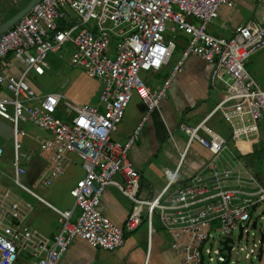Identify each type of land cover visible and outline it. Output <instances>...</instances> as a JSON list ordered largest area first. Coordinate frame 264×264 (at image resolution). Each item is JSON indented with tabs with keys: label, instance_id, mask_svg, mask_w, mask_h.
I'll return each mask as SVG.
<instances>
[{
	"label": "built area",
	"instance_id": "built-area-1",
	"mask_svg": "<svg viewBox=\"0 0 264 264\" xmlns=\"http://www.w3.org/2000/svg\"><path fill=\"white\" fill-rule=\"evenodd\" d=\"M254 1L264 6V0ZM225 4L229 0H39L0 35V117L12 127L11 181L16 189L49 207L59 224L52 237L25 226L33 204L10 190L1 193L0 264H14L21 255L31 264H59L76 238L114 251L122 247L124 235L143 222L151 234L155 215L181 264H239L230 260L233 234L242 241L251 229H257L258 222L251 215L264 206V186L226 143H240L250 155L264 131V88L246 70L249 59L264 48V13L236 27L230 37L207 33L208 24L218 18ZM166 31H179L190 41L170 77L159 90L151 91L139 73H157L170 60L175 44L165 36ZM111 40L116 42L113 50ZM68 44L73 47L71 67L100 85L96 106L76 102L60 92L41 95L28 83L31 73L43 76L49 69V53ZM9 56L21 63L18 76L4 71ZM189 56L211 65L209 85H220L224 97L195 126L179 125L186 141L175 169L163 170L166 182L155 197L141 199V176L128 153ZM4 91L12 98L3 96ZM132 93L143 102L146 114L131 136L120 143L112 134ZM216 114L226 124L229 139L207 125ZM27 122L51 135L38 141L41 166L33 186L52 187L71 163L70 155L80 160L85 174L69 190L72 209L53 207L21 182L27 174L24 165L32 160L19 142L26 136L20 124ZM193 145L210 157L185 183L178 184L181 166ZM2 154L0 147V157ZM108 186L132 203L122 228L99 210ZM75 210L78 216L73 219ZM258 215L263 220L264 209ZM213 239H217L214 247L210 245ZM238 255L248 264H264V234L259 232L250 248L239 247Z\"/></svg>",
	"mask_w": 264,
	"mask_h": 264
},
{
	"label": "crops",
	"instance_id": "crops-1",
	"mask_svg": "<svg viewBox=\"0 0 264 264\" xmlns=\"http://www.w3.org/2000/svg\"><path fill=\"white\" fill-rule=\"evenodd\" d=\"M29 1L30 0H0V24L20 12ZM262 13H264V6L258 5L254 0H229V4L223 5L219 11L218 18H220L223 23L219 30H227V32L229 30V35L227 36L230 37L236 27L244 25L251 18L258 17ZM229 23H231L232 26ZM214 36L223 37L221 35ZM254 56H256L254 63H257L260 67L263 66L264 48L256 52L252 57ZM211 69V65L195 56H189L183 61L181 68L171 79L166 89V97L160 101L157 109L149 115L148 120L144 123L139 134V141L130 149L128 159L140 173L141 180L144 181L139 192V197L141 199H152L155 197L164 187L166 182L163 170L175 169L179 160V154L184 147L183 138L181 139V137H177V134L180 132L178 130L179 125L183 123L187 126H195L202 121L224 97V92L220 85L218 86L219 88H212L209 85ZM4 71L7 75L18 76L21 72V63L13 56H9L4 63ZM75 71H77L76 74L73 72L74 76L67 81L63 93L68 98L73 99L74 101H79L76 97H80V93L76 87L83 86L84 84L87 85L89 89L91 88L94 94H98L100 90L99 83L86 78L81 71ZM170 74L165 78L163 83L170 77ZM27 80L30 86L34 89L32 80L29 77ZM259 86L264 88V86L260 84ZM149 88L151 91L159 90V86L156 88L149 86ZM94 94L92 97H94ZM133 96L134 100L137 102L136 110L126 114V119L123 122L121 121L116 131L112 134L113 138L120 143H124L131 136L135 128L141 122L143 116L146 114V108L143 102L137 95L134 94ZM86 100H90V96L86 95L85 98H82L81 103L89 102ZM223 124L225 123L219 114H216L207 122V125L217 134L229 139V130L226 124ZM262 134H264V131L260 132V135ZM260 135L259 138L261 141ZM11 137V124L9 121L0 117V147L3 149V154L6 151L8 142H11ZM36 142L38 143V141ZM3 154L0 157V194L10 190L33 204V211L26 219L25 223L30 220V217L35 212H38V215L46 218L50 214H53L55 224H57V216L49 207L31 199L13 186L11 181L12 151L11 153L9 152L8 156L4 157V159ZM209 157L210 154L206 150L198 145H193L188 151L181 166L178 184L185 183L189 177L207 162ZM155 160H158L156 164L153 163ZM40 166L41 162L37 151L34 155L32 154V160L27 164L26 168V176L29 175L31 177V183L34 182ZM81 171L79 179L85 174L82 167ZM154 174L159 176V181H157ZM255 175L264 186V166L262 164ZM76 181L73 184H75ZM56 190L58 189L56 188ZM68 194L69 192L66 193V195ZM46 202L49 203L48 201ZM49 204L59 210H69L73 208L74 202H72L70 206L66 205V203L61 200H57L58 205ZM131 208L132 203L130 200L124 197L114 186H108L106 188L99 206V210L115 225L121 228L124 226ZM77 216L78 210H75L73 219H76ZM45 229V234L52 237L57 232L58 226L56 225V227H54L52 223H50V227H46ZM23 256L24 260L20 259ZM18 261L24 262V264H31L25 255H21ZM59 264L181 263L171 249L169 235L167 234L166 237L161 232L155 231L153 223L152 232L149 234L147 225L143 222L138 229L132 233H126L124 235V243L122 247L114 251H104L89 246L83 240L76 238L72 241Z\"/></svg>",
	"mask_w": 264,
	"mask_h": 264
},
{
	"label": "rangeland",
	"instance_id": "rangeland-1",
	"mask_svg": "<svg viewBox=\"0 0 264 264\" xmlns=\"http://www.w3.org/2000/svg\"><path fill=\"white\" fill-rule=\"evenodd\" d=\"M222 24L223 23L220 18L214 19L211 23L208 24L207 33H211L214 35H221L223 37H228L227 35H229V30L228 32L227 30H224V31L219 30ZM229 24L232 26L231 23ZM229 24L227 25L231 27ZM170 26L171 24L167 22L166 27L169 29ZM164 34L168 39H171L175 44V49L173 51V54L170 60L157 73H152V72H140L139 73L140 78L148 86L152 88H156L157 86H159V89L161 88L163 81L165 80V78L169 76L174 66L177 64V61L180 60L182 52L184 51L185 47L188 45L190 41L189 36L179 31L173 34H170L168 31H166ZM115 44L116 42L114 40H111L110 48L112 50L115 48ZM72 51H73L72 45L68 44V45H65L62 48V50L59 52L49 53L46 58V62L48 64L49 69L45 71V74L43 76H36L33 73L29 75V78L32 80L34 89L39 94L46 95V94H50L54 92H60V93L64 92V87L67 84V81L72 79V77L74 76L73 72L75 74L77 72L70 65V56H71ZM255 58L256 56L251 57L249 59V61L247 62L246 69L249 72L250 76L258 82V84L264 86V65L260 67L257 65V63L255 64L254 63ZM216 86L217 87H214V88H219L218 84ZM76 88L79 91L80 97H81L80 98L77 96L76 98L79 101H76V102L81 103L82 98H85V96L87 95V96H90V100H86V101H89L90 103H92V105L96 106L98 94H94L92 89L91 88L89 89V87L84 84L83 86H79ZM93 94H94V97H92ZM134 94L135 93H132L131 95L130 102L127 108L125 109V113H124L125 116L122 122L126 119V114H129L136 110L137 102L134 100V96H133ZM2 95L12 98L11 95L7 91H4ZM57 116L58 118L62 119L61 114L57 113ZM20 126L26 132L25 137L19 138V142L22 145V151H24V153L34 155L38 151V143L36 141H39L44 138H47V139L51 138V135L48 131L42 128H39L33 125L32 123H29V122L21 123ZM177 137H181V139L183 138V142L185 143L186 137L183 136L181 132L177 134ZM260 137H261V141L260 143L254 145L255 151L252 155H246L240 143H234L231 141L226 143L228 148L233 153H236L239 157H241V159L245 162L247 166H249L250 170L254 174L257 172L258 168H260L261 164L264 166V134L260 135ZM112 139L116 141V139L113 138V135H112ZM11 151H12V145H11V142H8L6 151L3 154V159L4 157H7L8 153L9 152L11 153ZM69 158L71 160V163L65 168L63 175L54 182V184L52 185L53 187L46 188L42 186L41 184L33 186L30 181L31 177L29 175L27 176L25 175L24 177H22L21 182L27 187H29L35 194H37L38 196H40L41 198L45 199L46 201H48L49 203L53 205H58L57 200H61L65 202L66 205L70 206L71 203L73 202V198L68 196L69 194L66 195V193H68L70 188L74 185L73 183L80 178L82 171H81L80 160L75 155H70ZM188 158H189V155H188ZM157 162L158 160L153 161L154 164H156ZM27 164L28 163L24 165L25 168H27ZM154 175L157 181H159L160 180L159 176L157 174H154ZM56 188L58 190H56ZM263 209H264V206L261 205L260 207H258V209H256L255 213L251 215L252 220H257L258 222L257 229L255 231L251 229L249 233L244 236V239L242 241H238L236 239L237 238L236 232L233 234V238L235 239V241L233 242L234 251H233V254L230 260L238 261L239 264H248V262L246 261L244 262L242 257L241 259H239L240 256L238 255V248L239 247L250 248L253 243L257 242L259 238V232L264 234V219L259 220L258 218L259 217L258 213ZM38 214H39L38 212H35L30 217V220L27 223H25V226L34 228L38 230L39 232H42V234H44L47 237H49V235L45 234L46 232L45 228L50 227V223H52L54 227H56L57 225L59 229V224L58 223L55 224V221H54L55 218H53L54 217L53 214H50L49 216H47V218L42 217ZM143 215L145 216V212H143ZM158 223L159 222L157 219V215H155L153 219L154 230L157 232L158 231L161 232L163 235L167 237V234H166L167 232L163 230L160 224ZM216 241L217 239H213L210 245L214 247ZM20 259L24 260V256L21 257ZM14 264H24V262L17 261Z\"/></svg>",
	"mask_w": 264,
	"mask_h": 264
},
{
	"label": "water",
	"instance_id": "water-1",
	"mask_svg": "<svg viewBox=\"0 0 264 264\" xmlns=\"http://www.w3.org/2000/svg\"><path fill=\"white\" fill-rule=\"evenodd\" d=\"M39 0H30L29 3L16 15L11 17L10 19L6 20L2 24H0V35L6 32L9 28H11L15 23H17L22 17H24L33 7L35 3H37ZM144 181L141 180V184H143ZM255 227V223L253 224V228ZM262 237V236H261ZM241 238V234L239 235V239ZM230 242V240H229ZM227 251H230V247H226Z\"/></svg>",
	"mask_w": 264,
	"mask_h": 264
}]
</instances>
